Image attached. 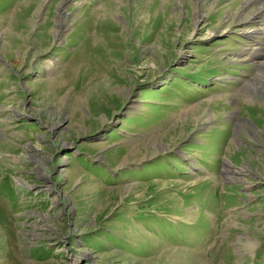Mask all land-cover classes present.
I'll return each mask as SVG.
<instances>
[{"label": "rangeland", "instance_id": "rangeland-1", "mask_svg": "<svg viewBox=\"0 0 264 264\" xmlns=\"http://www.w3.org/2000/svg\"><path fill=\"white\" fill-rule=\"evenodd\" d=\"M263 9L0 0V264H264Z\"/></svg>", "mask_w": 264, "mask_h": 264}, {"label": "bare ground", "instance_id": "bare-ground-1", "mask_svg": "<svg viewBox=\"0 0 264 264\" xmlns=\"http://www.w3.org/2000/svg\"><path fill=\"white\" fill-rule=\"evenodd\" d=\"M202 1H203V0H202ZM253 3H255V2L253 1ZM204 4H205V3H204ZM249 5H250V4H249ZM251 5H252V4H251ZM108 7H109V6H108ZM261 7H262V6H261ZM202 8H203V7H202ZM263 10H264V9H263ZM107 11H108V10H107ZM259 14H260V13H259ZM202 16H203V14H202ZM202 16H201V17H202ZM201 17H199V18H201ZM253 89H254V88H253ZM255 91H257V90H254V92H255ZM258 92H259V91H258Z\"/></svg>", "mask_w": 264, "mask_h": 264}]
</instances>
